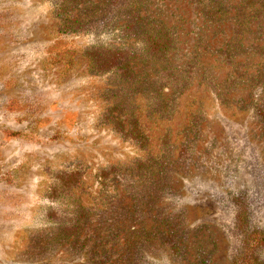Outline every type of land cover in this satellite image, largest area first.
<instances>
[{
    "label": "rangeland",
    "instance_id": "rangeland-1",
    "mask_svg": "<svg viewBox=\"0 0 264 264\" xmlns=\"http://www.w3.org/2000/svg\"><path fill=\"white\" fill-rule=\"evenodd\" d=\"M128 2L0 0V264H232L239 205L264 230V0H131L175 42L134 81L100 65Z\"/></svg>",
    "mask_w": 264,
    "mask_h": 264
},
{
    "label": "trees",
    "instance_id": "trees-1",
    "mask_svg": "<svg viewBox=\"0 0 264 264\" xmlns=\"http://www.w3.org/2000/svg\"><path fill=\"white\" fill-rule=\"evenodd\" d=\"M120 1V0H119ZM116 3V0H115ZM118 3V2H117ZM117 5V4H116ZM133 6V4H132ZM131 0L127 4L115 7L112 10L113 17L109 20L110 24H114L120 28L125 36L137 38V46L134 47H115L112 50H107L110 60L102 59L101 67H106L107 70L115 71L122 78H128L130 81L136 80L137 76L133 70V63L136 61H152L162 62L165 60L168 52L175 44L173 36L163 30L154 28L141 32L142 26H148L140 15L133 14L134 11L123 13V10L129 8L131 10ZM64 10L66 9L65 6ZM61 8H59L60 10ZM135 13V12H134ZM79 20L69 22L67 24L77 25ZM70 29V26L68 27ZM97 56L99 53L97 52ZM162 87L155 84L151 87V92L161 93ZM138 121L135 119L131 124V129L128 131L130 138L136 146L146 150L148 143L145 135L139 129ZM143 131V130H142ZM153 159H148L142 162V168H150V163ZM249 214L246 205H239V213L237 216L236 232L234 236V245L232 252V264H264L260 258V253L264 250V230L251 228L249 225Z\"/></svg>",
    "mask_w": 264,
    "mask_h": 264
}]
</instances>
